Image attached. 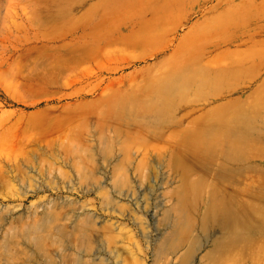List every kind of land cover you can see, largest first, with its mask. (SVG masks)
Returning a JSON list of instances; mask_svg holds the SVG:
<instances>
[{
	"label": "rangeland",
	"instance_id": "rangeland-1",
	"mask_svg": "<svg viewBox=\"0 0 264 264\" xmlns=\"http://www.w3.org/2000/svg\"><path fill=\"white\" fill-rule=\"evenodd\" d=\"M119 13L125 24L115 31L109 17ZM162 14L168 18L158 22ZM75 28L90 33L86 41L60 48ZM133 31L155 38L137 48L118 40ZM162 60L237 66L241 89L204 110L240 98L260 104L264 117V0H0V264H167L153 254L184 180L175 150L185 148L176 136L188 125L131 119V129L118 130L125 155L112 162L108 111L127 93L104 92ZM210 92L178 90L166 115ZM237 108H218L189 127L207 130L201 141H216L212 152L194 153L206 161L187 178L204 180L208 191L243 189L264 200V134L256 135L264 120L248 130L233 120ZM224 141L246 156L221 153ZM184 252L171 253L172 263Z\"/></svg>",
	"mask_w": 264,
	"mask_h": 264
},
{
	"label": "bare ground",
	"instance_id": "bare-ground-1",
	"mask_svg": "<svg viewBox=\"0 0 264 264\" xmlns=\"http://www.w3.org/2000/svg\"><path fill=\"white\" fill-rule=\"evenodd\" d=\"M84 5L85 3L81 2L77 6L82 8ZM160 16L166 17L168 15L162 14ZM109 18L114 24L115 31L122 29L125 24L120 13L111 15ZM167 18L157 21L162 22ZM104 20L106 19H94V22L100 21L102 24ZM80 31L85 30L75 28L66 34L67 31L59 47L68 49L71 48L70 46H78L85 42L90 33H79ZM154 38L155 35L149 31H133L130 35L118 40L124 42L128 47L137 48L151 44ZM103 55L104 60L111 57L105 53ZM145 60L142 57L138 61L127 62L124 67H116L110 70L117 73L119 70L123 71L138 62H145ZM153 69H156L155 73H152ZM239 70L240 68L232 64H209L192 60L165 62L162 60L156 64H147L136 68L126 76L116 79L117 86L113 90L112 84H108L104 89V92L110 89L111 93L118 91L127 93L121 99L115 100L113 107L108 111L110 126L114 128L112 136L108 140L109 146H107L112 162L117 161V157L125 155V144H120L121 140L118 139L122 130L120 133L118 130L123 129V124L129 125V129H131L133 126L129 122L131 119L138 120L143 117L147 119V124L162 125L167 121V123L175 126H181L185 122L188 125L181 132V134L184 132L183 139H181V134L176 136L178 142L185 148V150H180L177 147L175 150L176 166L182 173L184 180L173 195L175 204L170 201L172 204L165 209L166 230L155 245L156 250L153 254L155 260L163 257L167 264H174L170 259V254L185 248L180 261L176 264H196L197 262L198 264H264V200L256 198L251 192L243 189L234 191L230 187L224 188L222 186L218 187V190L208 191L204 180H188L187 178L190 171L202 169L203 162L206 161L205 157H196L194 153L197 152L204 156L208 148L215 147L213 145L216 141H211V139L201 141L202 138L206 137L207 130H191L189 127L202 124L201 121L206 116L208 119L217 113H221L218 108L224 106H237L233 120L237 116L235 121L242 124L246 122L248 130L256 127L259 120H264L259 110L260 104L254 105V102L249 103L248 100L242 101L243 99L240 98L204 110L241 89V85L238 83L239 78L232 76ZM84 71L86 70L84 69ZM207 86L211 91L210 93L201 97H194V104L188 107L183 106L178 115H166L167 101L178 90L190 91L193 89L194 93H199ZM247 115L249 116L247 117ZM216 117V119L223 118L221 116ZM257 127L256 135L259 138L262 132L264 134V131L261 130V126ZM238 135L237 137H239ZM155 136L156 131L152 130V137ZM225 143L224 141L219 148L217 147L221 153L232 157L235 155L241 157L244 154L246 156L247 150H238L232 147L230 142ZM236 144L241 145V142ZM201 146L206 147L207 150ZM196 147H201V149L197 148L196 150ZM248 150L250 154L256 152L251 149ZM262 152H264V148H262ZM190 154L194 157H191ZM224 176L229 177V175ZM213 236L214 238H212ZM210 241L211 249L200 255L201 249ZM80 263L81 261L78 264Z\"/></svg>",
	"mask_w": 264,
	"mask_h": 264
}]
</instances>
